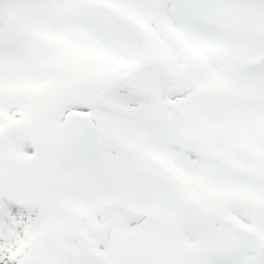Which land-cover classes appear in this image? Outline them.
<instances>
[{
  "label": "snow or ice",
  "instance_id": "1",
  "mask_svg": "<svg viewBox=\"0 0 264 264\" xmlns=\"http://www.w3.org/2000/svg\"><path fill=\"white\" fill-rule=\"evenodd\" d=\"M0 264H264V0H0Z\"/></svg>",
  "mask_w": 264,
  "mask_h": 264
}]
</instances>
